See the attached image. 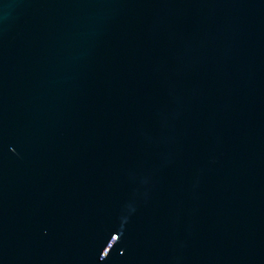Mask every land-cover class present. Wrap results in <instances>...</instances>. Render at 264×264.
<instances>
[{
  "label": "water",
  "instance_id": "95a60500",
  "mask_svg": "<svg viewBox=\"0 0 264 264\" xmlns=\"http://www.w3.org/2000/svg\"><path fill=\"white\" fill-rule=\"evenodd\" d=\"M0 264H264V0H0Z\"/></svg>",
  "mask_w": 264,
  "mask_h": 264
}]
</instances>
